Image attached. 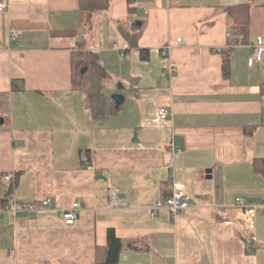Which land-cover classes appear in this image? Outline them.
Returning a JSON list of instances; mask_svg holds the SVG:
<instances>
[{
	"label": "crops",
	"instance_id": "crops-1",
	"mask_svg": "<svg viewBox=\"0 0 264 264\" xmlns=\"http://www.w3.org/2000/svg\"><path fill=\"white\" fill-rule=\"evenodd\" d=\"M243 1L133 0L129 9L109 0L90 10L80 0H8L0 184L14 185L0 206V264H95L109 227L125 244L111 264H264V174L252 166L264 157V56L248 64L255 37H264V0L252 1L238 42L227 6ZM77 49L113 66L106 94L116 111L92 116L72 84ZM169 63L175 72L161 75ZM112 93L123 96L117 106ZM166 105L170 117L156 120ZM165 135L179 150L159 147ZM173 180L190 206L151 214ZM109 188L122 203L109 204ZM236 197L255 205L252 239ZM75 200L78 218L65 224L60 210ZM14 201L30 208L14 212Z\"/></svg>",
	"mask_w": 264,
	"mask_h": 264
},
{
	"label": "trees",
	"instance_id": "trees-1",
	"mask_svg": "<svg viewBox=\"0 0 264 264\" xmlns=\"http://www.w3.org/2000/svg\"><path fill=\"white\" fill-rule=\"evenodd\" d=\"M128 8L133 9V0H126ZM253 0H246L236 4L228 5L227 11L233 18V29L242 36L238 40L243 41L248 28L249 10ZM109 0H80V6L90 10L100 9L107 6ZM138 32L131 36V41H135ZM224 64L226 61H223ZM84 68L83 71L81 69ZM72 84L82 89L85 93L87 105L94 118H99L117 110L112 105V100L106 94L103 80L107 76V71L99 62L95 52L84 49H77L71 54ZM254 170L264 174V157L256 158L252 161ZM0 184V206H4L10 199L13 182L7 181ZM124 242L119 238L112 227L106 232V244L103 249V257L95 264H111L117 261L118 252L124 246ZM128 246L133 245L131 242Z\"/></svg>",
	"mask_w": 264,
	"mask_h": 264
},
{
	"label": "built area",
	"instance_id": "built-area-1",
	"mask_svg": "<svg viewBox=\"0 0 264 264\" xmlns=\"http://www.w3.org/2000/svg\"><path fill=\"white\" fill-rule=\"evenodd\" d=\"M8 5V0H0V12L3 11ZM13 33V31H12ZM177 41H180V38H176ZM169 48V44L161 49V52L163 55L166 54L167 50ZM264 56V37L261 35H258L255 37L254 42L252 44V52L248 58V64L254 65L258 62H261L263 60ZM175 72V67L169 63L166 68H164L161 71V75H168L169 77ZM171 115L170 108L166 106H159L158 112H157V118L156 120H162L169 118ZM159 147L161 148H169L172 151L179 150L178 146L173 140L172 135H165L161 138L159 142ZM84 162L83 164L85 166L90 165V161L87 157H83ZM13 173L8 172L4 175L5 180H11L13 178ZM109 204L111 206H117L121 202L118 198H116L115 188H109ZM235 203L237 204V208L239 209V219L243 225L244 231L250 236V238H253V230H254V223H255V217H256V209L255 205H248L243 204L240 202V198H235ZM51 204V198L46 197L41 200V205L43 207H47ZM262 205L264 206V200L262 202ZM188 206H190V201L187 193L185 192V187L182 182L173 180L171 185V192L169 196L164 200L157 201L153 206L151 210V214H154L155 211L159 208L166 207L173 215L183 211ZM29 205L26 204H20L17 202H13V205L11 207L12 211L16 212L19 210H27L29 209ZM80 211V203L79 201L75 200L71 202V204L65 208H62L60 210V217L63 220L65 224H73L75 220L78 218V214ZM251 249V246L248 247V250Z\"/></svg>",
	"mask_w": 264,
	"mask_h": 264
},
{
	"label": "rangeland",
	"instance_id": "rangeland-1",
	"mask_svg": "<svg viewBox=\"0 0 264 264\" xmlns=\"http://www.w3.org/2000/svg\"><path fill=\"white\" fill-rule=\"evenodd\" d=\"M112 67L106 66L107 76L103 80L106 93H109L110 91H112L111 89H113V86L115 87V84L113 83L114 73H113Z\"/></svg>",
	"mask_w": 264,
	"mask_h": 264
},
{
	"label": "water",
	"instance_id": "water-1",
	"mask_svg": "<svg viewBox=\"0 0 264 264\" xmlns=\"http://www.w3.org/2000/svg\"><path fill=\"white\" fill-rule=\"evenodd\" d=\"M83 70H84V68L81 69V71H83ZM110 97H111L112 99H114L116 106H117V105L119 104V102L122 101V99H123V96H122L120 93H112V94L110 95ZM0 121H1V120H0Z\"/></svg>",
	"mask_w": 264,
	"mask_h": 264
}]
</instances>
